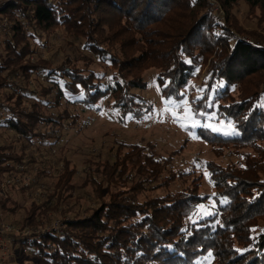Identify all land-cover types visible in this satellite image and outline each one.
I'll return each instance as SVG.
<instances>
[{"label": "trees", "instance_id": "trees-1", "mask_svg": "<svg viewBox=\"0 0 264 264\" xmlns=\"http://www.w3.org/2000/svg\"><path fill=\"white\" fill-rule=\"evenodd\" d=\"M216 2L224 20L208 0H15L0 13L11 22L10 33L0 38V90L8 87L0 98V128L20 142L16 148L0 142V178L24 171L34 178L31 189L46 188L44 176L52 179L47 198L24 210L21 224H43L50 211L63 213L61 203L77 188L90 186L96 200L58 229L19 236L16 264H264V228L252 233L264 222V0ZM240 2L256 28L240 24L234 12ZM58 29L79 41L80 54L54 67L33 43L48 47ZM150 66L158 68L162 95L175 100L182 92L185 99L191 79L202 76V89L206 81L208 88L189 99L190 108L215 113V121L236 129L226 135L195 128L215 155L234 158L205 163L218 202L203 219L188 221L210 196L199 192L201 175L173 169L178 149L160 154L151 142H120L106 158L85 160L80 184L65 156L48 162L58 166L50 172L47 158L29 151L35 141L52 148L65 122L74 123L76 115L67 109L50 111L62 100L98 109L109 99L123 124L129 115L140 119L150 112L151 105L133 92L146 88L141 72ZM32 76L49 83L31 89ZM166 81L169 88H163ZM212 85H222L216 95ZM188 175L190 186L151 194ZM10 201L18 207L9 194L0 200L3 211Z\"/></svg>", "mask_w": 264, "mask_h": 264}, {"label": "rangeland", "instance_id": "rangeland-1", "mask_svg": "<svg viewBox=\"0 0 264 264\" xmlns=\"http://www.w3.org/2000/svg\"><path fill=\"white\" fill-rule=\"evenodd\" d=\"M214 12L224 20V13L218 14L219 10H217V8L214 9ZM234 12L243 27L252 29L256 28V20L254 18L246 17V4L240 2L239 6L234 9ZM259 31L264 33L262 28L259 29ZM34 43L33 45L40 47L43 58H51L52 66L54 67L59 65L65 59V56L68 55L74 57L80 54L79 41L69 37L63 29L57 30L56 37L50 39L48 47H41L39 44ZM0 52H2V45H0ZM29 58L31 60H36L35 54H30ZM98 69L109 71V68L107 67ZM157 72L158 68L155 66L145 68L141 74L146 82V88L142 90H133L135 94L144 98L148 104L151 105V111L143 115L140 119L131 118L127 119L124 124L121 123L117 119V112L111 108L109 99L99 101L98 109L88 108L77 103L69 104V102L62 100L59 107H52L50 111L61 112L62 110L67 109L72 115H76L74 123L69 124V122H71L69 119L65 122L67 126L62 129L63 135L55 145H52V148L47 149L45 148L47 147L45 144L35 141L29 151L36 157H40V159L47 158L44 167L49 168L50 172H55L58 166L57 164H51V166H49L50 164H48V162L55 161L62 155L65 156L70 161L71 166L76 170L74 182L80 184L87 168L85 160L106 158L108 155L114 153L115 148L120 142L132 144L151 142L154 144L156 152L160 154H168L169 152L178 149L179 152L173 160V169H183L187 172L193 171V175H201L202 179L199 186V192L210 196L205 203L199 204L196 213L188 218V221L192 222L200 219L199 217L202 213L210 211L213 214L217 210L218 201L212 197L214 189L212 183L208 179V175H205V173H207L205 163L207 161H214L224 165L228 160H233L234 158L230 157L228 154H225L222 157L215 155L211 146L196 135V127L191 128L180 126L181 123L188 125L192 123V121L181 119V121L177 123L170 112L161 111L164 107L162 99L164 96L161 91H158L160 86L157 83ZM8 80L21 83L18 79L9 78ZM48 83L47 81L41 80V78L39 80L32 76L29 79L28 86L31 89H36L40 86H45ZM202 87V76L191 79L190 85L185 89V100L187 101L184 106L185 109L190 108L189 99L191 97H199L201 95ZM5 88L8 89V87ZM5 88L0 90V98L4 96V92L7 90ZM29 101L27 100L26 102ZM172 111L176 112L175 109ZM176 114L181 117L184 116V112L182 111L176 112ZM145 117H147V119ZM196 120L200 121L201 124H204L202 120L198 118H196ZM215 120L216 115L214 119H212V122L206 121V123L210 122L213 127H223L225 130H229L228 123L221 125L220 122L222 120ZM14 138L12 132H7L0 128L1 143L4 140L6 142L9 140V142L14 144L15 148L16 146L19 147L20 142L14 140ZM60 147H63V150L56 149ZM193 175L177 179L167 189L159 188L151 194L163 195L167 191L173 192L190 186V181ZM50 181H52L50 177L44 176L41 178L40 183L46 184L47 189L44 188L43 193L40 195L35 194L37 187L28 190L13 189L10 195L18 207L14 208L13 202H7L5 205L6 208L9 209L8 211L4 210L2 212V221L13 223L23 230L28 229L32 232L39 230L37 232H40V230H46L52 226L60 227L63 219L72 216L74 213L83 215L86 213L87 208L96 203L90 186L83 189L77 188L71 192L70 197L67 200L61 203L60 208H62L63 213L60 210L57 212L50 211L43 224H37L35 226L28 224L22 225L20 221L24 215V210L30 209L33 202L38 203L47 198V192L51 189L50 186H47V183ZM140 198L142 200V197ZM202 205L204 207H201ZM209 205L214 206L208 207ZM204 216L208 215L205 214ZM263 228L264 222L260 221L259 224L252 229V233L257 234ZM17 250L18 246L15 244L10 256L13 258L12 264H16ZM210 258L211 257L206 256L204 259L205 261H209Z\"/></svg>", "mask_w": 264, "mask_h": 264}, {"label": "built area", "instance_id": "built-area-1", "mask_svg": "<svg viewBox=\"0 0 264 264\" xmlns=\"http://www.w3.org/2000/svg\"><path fill=\"white\" fill-rule=\"evenodd\" d=\"M15 0H0V13L4 10V8L12 3ZM209 7L211 9L217 8L219 10L218 14H222V9L220 8L219 4L216 2V0H208ZM1 16V15H0ZM219 16V15H218ZM11 31V22L3 17L0 19V38L6 37ZM41 80H44L43 77H41ZM4 108L0 106V116L4 115ZM20 169H22L24 166L19 165ZM32 183H34V178L32 175L24 172L19 171L16 174H12L9 176H3L0 178V200L6 198L9 194H11L12 188L14 187H24L26 190L31 188ZM44 187L39 186L35 190L36 195H40L43 193ZM2 212L3 210L0 207V264H7V260L11 258V253L14 245L16 244V239L19 236H30L32 233H38L32 232L27 230H23L20 227L16 226L13 223L10 222H4L2 221ZM58 229L60 227L52 226L48 229L40 230V232L48 231L51 229Z\"/></svg>", "mask_w": 264, "mask_h": 264}, {"label": "snow or ice", "instance_id": "snow-or-ice-1", "mask_svg": "<svg viewBox=\"0 0 264 264\" xmlns=\"http://www.w3.org/2000/svg\"><path fill=\"white\" fill-rule=\"evenodd\" d=\"M191 62V61H188ZM109 79H111V77H109ZM170 87V81H166L163 84V88H169ZM220 87H222V85H212V95H216L219 92ZM208 88V84L206 81L205 87L204 89H201V91H206ZM158 91H162V89L158 88ZM80 98H83V93H80ZM163 99V105L164 107L161 109L162 112L164 111H168L173 115V119L179 123L181 121V119H188L190 121H192V123L185 125V124H180L181 127H191V128H195V127H207L210 128L212 131L214 132H222L223 134L229 135V134H233L235 133L236 129L234 126L231 125V122H228L229 124V130H225L223 127H213L210 123H204L201 124L200 121L196 120L197 116H205L206 120H212L215 117V113L212 114H206L203 112V110L200 111H194L192 108H187L185 109V104L187 103V101L184 99V93H180V99L179 100H175L173 99V97L171 95H169L168 97H162ZM208 106H211V104H209ZM175 109L176 112H184V116L181 117L179 115L176 114V112H173L172 110ZM128 119H131V115H129L127 117ZM147 119V117H145ZM221 125H223L225 122L221 121L220 122ZM205 175H209L208 173H205ZM215 195V194H214ZM214 205H209L208 207H213ZM201 207H204L203 205ZM212 215V213L209 211L207 213H202L200 215V219H203L204 215ZM209 257L212 256V253L208 254Z\"/></svg>", "mask_w": 264, "mask_h": 264}, {"label": "crops", "instance_id": "crops-1", "mask_svg": "<svg viewBox=\"0 0 264 264\" xmlns=\"http://www.w3.org/2000/svg\"><path fill=\"white\" fill-rule=\"evenodd\" d=\"M13 263V258H9L8 260H7V264H12Z\"/></svg>", "mask_w": 264, "mask_h": 264}]
</instances>
